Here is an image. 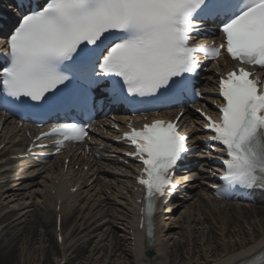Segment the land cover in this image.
I'll use <instances>...</instances> for the list:
<instances>
[{
	"label": "snow or ice",
	"instance_id": "6c2138e0",
	"mask_svg": "<svg viewBox=\"0 0 264 264\" xmlns=\"http://www.w3.org/2000/svg\"><path fill=\"white\" fill-rule=\"evenodd\" d=\"M16 25L0 46V107L44 119L73 109L89 112L93 90L136 112H159L189 95L202 63L226 53L234 70L219 79V118L200 109L206 147L224 153L223 187L264 191V0H16ZM218 22L221 43L197 41L203 24ZM182 115V114H181ZM175 121L154 119L124 139L142 169V224L148 245L161 197L177 190L175 173L198 145ZM87 129L61 123L37 139L83 141ZM215 175V173H214ZM241 264H264V251Z\"/></svg>",
	"mask_w": 264,
	"mask_h": 264
},
{
	"label": "bare ground",
	"instance_id": "6f19581e",
	"mask_svg": "<svg viewBox=\"0 0 264 264\" xmlns=\"http://www.w3.org/2000/svg\"><path fill=\"white\" fill-rule=\"evenodd\" d=\"M206 85L210 86V83L206 82ZM190 119L191 114L187 111L183 120L189 121ZM204 139V137L199 138L200 141H204ZM3 142H5V138L0 139V144H4ZM195 143L198 145L197 148L199 152H203L196 157L198 164L191 166L187 173L182 174L178 172L174 177V181L180 183L188 192L194 187L204 190L205 186L207 188L208 184L213 183L212 178H210L209 173H207V169L211 168L209 160L216 158V155L214 152L212 153L210 149L206 148L203 143ZM8 149L11 150L9 144L0 151V161H2L0 164V180L5 178L10 179L6 181L8 184L7 188H3V186L0 185V196L2 195V198L11 196L8 192H12L11 184H13V179L15 177L19 174H29L27 169L29 168L28 162L13 161L9 156L14 154H11L10 151L7 152ZM118 159L122 161L124 158L119 156ZM107 161L115 163V165L118 166H123L118 160H114L113 162L112 160ZM81 162L82 160H78L75 164ZM52 167L57 172L53 175L55 176V180L58 179L57 177L62 178L59 185H45L46 192L44 193L42 190H33L34 196L39 191L41 192V194H37L39 195L37 196V200H43V206L39 210L42 214L39 212L30 220H25L26 218L23 217L24 214L20 216L23 217L21 219H18V217L10 213H5L1 217V224L5 225V229L4 231L2 230L0 234L5 231L8 232L5 236L0 238V264H84L81 263V260L86 259L85 253L89 245L93 243V239L95 238L94 233L98 230H102L105 226H120L121 233L124 234V236L121 235V239L118 243L111 244L104 238L103 241H101L104 242V244H101V242H99V245L96 244L93 248V254H91L90 264H118L120 259L114 260L118 253L119 258L123 256L125 260L124 264H236L264 246V215L261 212L257 213V217L259 218L257 222L259 229L252 225L255 229H253V236L251 237L243 233V229L241 230V209L232 208L230 217L225 216L222 211L219 213V218L213 221L212 218L208 216L204 204L199 202L195 205L194 209L190 208L191 213L186 214L183 219V222L188 226L191 224L201 225L203 223L202 221H206L204 223L206 227L201 229V235L198 234V236H194L191 242L194 240L195 244L197 242L201 243L204 237L206 236V238H208L211 236V233L214 232L213 230L215 229L219 232V236H222L221 234L224 233L226 234L225 244H221L220 241L217 244L214 239H210V241H207L209 242V247L205 250L195 251L190 248H185L184 246L191 245V242H189V244L188 241H183V239H181L177 244H173L172 247L175 253L171 255L167 247V238L173 236L172 231L176 229L177 225H179V228L181 227L180 219L176 217L177 212H175L174 209L185 207L186 203L184 201H169L161 208V213L155 217V236L151 246H149L142 240L140 232L137 229L138 217L134 198L132 197L133 191L130 188L131 181L126 175L123 176L124 182L122 181V184L126 185V187L128 186V188L121 189L117 187L126 192V198L119 202L104 194L105 189H108V187H101L99 178L96 176L103 172L106 176L114 177V172L106 169L101 171L99 166H96L92 167L90 173L92 177L87 178L83 176L85 174L72 171L73 166L71 165L68 166V172H66V174H61L62 170L57 163L52 165ZM125 169L127 173H131L130 166L125 167ZM211 170L214 171L213 168H211ZM68 173L73 175L70 181L65 178L68 176ZM192 176L199 179L197 184L188 183L189 178ZM31 177L22 179L17 178L14 183L20 186L21 191L37 186L40 188L42 182H37L36 177ZM63 179L65 181H63ZM91 181H94L93 184H91ZM200 181L205 182V184ZM69 182H72V187L79 185L85 189V191H83L85 193L84 197L75 195L71 198L68 189L66 190ZM98 186L100 189H98ZM52 191H56L54 196L50 195ZM260 199L261 198H258V200ZM70 200H74L75 203L68 208L66 205ZM35 203L36 202H34L35 207H40ZM21 205L25 206L24 203ZM57 205H59V212L55 211ZM117 206H119V213L121 214H117ZM72 208L75 214L70 216ZM198 211L200 212V216L196 217L194 213ZM113 212L117 214L115 217L120 223L116 224L113 218L101 224L103 218H107L109 213ZM58 215L60 217V234L62 237V243L60 245L57 242V233H55ZM204 224H202V226H204ZM207 225H209V227ZM23 227L25 228L23 229ZM21 230H23L24 233ZM21 233H23V235H20ZM165 237L167 238L165 239ZM200 237L201 240L198 241L197 238ZM41 243H44L46 246L42 248L40 246ZM144 251L152 252L153 256L151 258L143 257L142 253ZM101 254H104L101 257L102 260L101 258L99 261L95 260V257Z\"/></svg>",
	"mask_w": 264,
	"mask_h": 264
},
{
	"label": "rangeland",
	"instance_id": "374dc122",
	"mask_svg": "<svg viewBox=\"0 0 264 264\" xmlns=\"http://www.w3.org/2000/svg\"><path fill=\"white\" fill-rule=\"evenodd\" d=\"M44 176V175H43ZM4 181V180H2ZM42 181V180H40ZM7 183H4L3 186L5 187ZM13 188H15L13 191L14 193H12V196L10 197H4L0 199V233L1 231L5 229V225L1 224V217L5 214V213H10L12 215H15L16 217H18V219L21 218H26L25 220H30L33 218L34 215L38 214L40 211V208H42L43 204H42V199L38 201L37 198L34 196V191L31 189H26L21 191V189H19L18 185L16 184H11ZM10 186V185H9ZM36 202V204L40 207H35L33 206V203ZM22 203L25 204V206L21 205ZM243 205V206H242ZM246 206V207H244ZM191 207V206H190ZM209 209H213L214 211L218 210L217 208H225V211L223 212L225 214V216L230 217L231 216V209L235 208V209H241L240 212V219L242 217V219L240 220L241 223V230L243 229V233L247 234L248 236H253L252 235V231L253 229L257 228L259 229L258 226V220L259 218L257 217V213L261 212L264 215V204H261L260 206H253L249 203L247 204H240V203H224L221 204L219 206H217L215 208L214 205H208ZM209 211V216L212 218V220L216 218V215L214 212ZM74 210L72 209L70 212V216H73L74 214ZM239 213V212H238ZM24 214L23 217H20ZM40 214H42L40 212ZM115 213H110L109 216L106 218L104 217L101 224H103L106 220L111 219L112 217H114ZM176 217L178 219H180V225L181 227L179 228V225H177L176 229H174L173 232V236L167 238L165 237V239H168V249L171 252V255L175 253L174 249H173V244H177L179 240L183 239V241H188L191 242L192 239L194 238V236H198V234L201 233V229H203V227H206V224H204L206 221H203L202 224H204V226H202V224L200 225H195V224H191L190 226H188L187 224H185L183 222V212L180 211L179 213L176 214ZM117 218L114 219V221L116 222ZM213 220V221H214ZM99 224V223H98ZM256 224V225H255ZM255 226L254 227H252ZM209 227V225H207ZM257 226V227H256ZM25 227H23L24 229ZM120 227H111V226H105L103 227L102 230H98L96 231V233H94L95 238L93 239V243H91L89 245V247L87 248V251L85 253V257L86 259L81 260V263L84 264H90L91 263V254H93V248L96 246V244L99 245V242L103 241V239H107L111 244L112 243H118L121 239V235L123 236V234L120 232L119 230ZM23 233L24 231L21 230ZM214 232L211 233V236H209L208 238H206V236L204 237V240L200 243L197 242L195 244V241L193 240V242H191V245H187L188 246H184L185 248H190L191 250H195V251H200V250H205L207 247H209L210 245L209 242H207L208 240L210 241V239H214V241L218 242L220 241L221 244H225L224 242H226V236H222L220 237L218 234V231H216L215 229L213 230ZM236 231V230H235ZM8 231L3 232L2 234H0V238L5 236L7 234ZM171 232V233H172ZM23 233H21L20 235H23ZM85 235V234H84ZM201 235V234H200ZM54 237H53V229H52V241H53ZM198 241L201 240L200 238H197ZM196 239V240H197ZM106 240V241H107ZM101 244H104V242H101ZM190 244V243H189ZM195 244V245H194ZM30 246V245H28ZM38 246V245H37ZM40 246L43 248L44 243H41ZM37 248V247H36ZM105 254V253H104ZM97 255L95 257V260H98L104 255ZM88 259V261H87ZM120 259L118 264H124L125 260L123 259V256L121 258H119V253L117 255V257L114 258V260ZM126 259V258H125ZM102 260V258H101ZM127 263V262H126ZM128 264V263H127Z\"/></svg>",
	"mask_w": 264,
	"mask_h": 264
}]
</instances>
